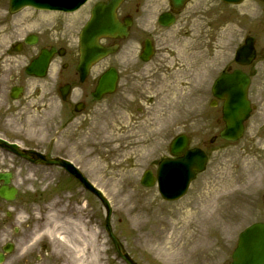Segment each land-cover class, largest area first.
I'll use <instances>...</instances> for the list:
<instances>
[{"label":"rangeland","instance_id":"374dc122","mask_svg":"<svg viewBox=\"0 0 264 264\" xmlns=\"http://www.w3.org/2000/svg\"><path fill=\"white\" fill-rule=\"evenodd\" d=\"M3 4L0 0V54L8 39L16 40L31 31L47 34L48 29L36 25L38 16L30 9L8 16ZM211 5V0L191 2L174 25L162 30L156 55L148 63L128 57L122 61L127 53L123 49L104 59L101 64L117 66L121 82L127 83L120 84L122 91L100 100L93 115L88 111L66 126L60 125L54 116L60 104L43 90L47 79L40 80L44 84H40L37 95L31 93L34 82L26 80L23 107L0 125L1 135L67 157L78 165L109 198L113 231L139 264H229L238 233L252 222L264 221V105L254 102L256 109L237 141L226 142L219 137L209 141L223 126L220 106L208 105L210 86L220 71L237 67L234 52L248 32L235 19L217 23L208 9H213ZM191 11L194 18L185 20ZM18 15L20 18H15ZM15 19L22 25L11 31L10 22ZM76 33L72 31L67 48L77 55ZM1 62L8 66V59ZM260 63L250 70L261 69ZM261 80L256 77L251 92L263 91ZM145 122L150 123L148 128H137ZM180 132L190 136L191 145L204 148L209 160L186 193L168 201L160 196L156 185H141L140 177L145 169L155 171L157 161L169 153L170 140ZM109 136L114 138L112 142H108ZM123 136L145 137L147 147L134 153L135 144L126 143ZM85 139L102 140L100 148L92 142L80 146L78 142ZM49 170L40 169L38 178L32 179L41 216L15 217L9 222L22 226L24 243L18 256L26 259L27 252H19L33 242L30 251L41 254L34 264H64L57 257L59 250L69 251L83 244L82 230L77 227L76 235L75 229L66 225V218H71L82 222L85 232H92L85 237L101 249L99 264H124L104 232L101 202L72 178L66 182L65 173L58 168ZM206 201L210 207L202 217H195L190 234L168 244L170 233L164 227L175 218H189L187 212L200 211ZM50 217L60 221L55 231H51ZM8 230V226L3 228L6 234ZM62 236L69 240L63 241ZM169 245H173L171 255L165 258L159 250Z\"/></svg>","mask_w":264,"mask_h":264},{"label":"flooded vegetation","instance_id":"af4514ba","mask_svg":"<svg viewBox=\"0 0 264 264\" xmlns=\"http://www.w3.org/2000/svg\"><path fill=\"white\" fill-rule=\"evenodd\" d=\"M107 1L87 0L75 11L33 10L32 13L39 16L37 23L48 29L47 34L42 32L41 34L33 33L37 35H35V39L33 37L26 38L31 34L29 33L16 40L8 39L4 43L0 54V125L4 119H10L13 113L18 112L23 107L26 101V80L34 82L31 93L32 95H37L40 90V84H44L40 80L47 79L48 85L43 86V88L48 98H56L60 104V109L54 114L60 125L66 126V124L84 112L89 114L88 111H91L89 115H93L96 112L99 99H95L92 92L100 74L113 65H108L104 68L103 64L97 62L90 67L87 75L81 80L77 71L78 55L71 53L67 45L72 38V31H77L75 40L77 41V35L89 21L94 7ZM192 1L188 0L182 8L174 10L169 0H123L115 10V17L120 24L127 25V36L105 38L101 40V43L104 45L116 44L117 51L123 49V51L127 52L124 54L122 61L128 57L129 59L136 58L139 62L145 42L148 41L151 47V58H153L157 52V40L162 37V30L166 28L165 25L160 23L159 14L168 12L176 20L182 17V12ZM211 2L213 6L218 8L217 19H224L225 21L232 18L238 19L242 27L248 31L244 38L249 35L253 36L256 57L252 63L243 65L242 70L251 78L248 95L253 109H256L254 102L264 105V0H242L237 4L225 3L221 0H211ZM4 4H7L6 0H4ZM155 9L157 10L155 11ZM192 12L191 15H185V20L194 18ZM7 15L10 16L12 14L8 13ZM14 23L15 25L11 27V31L12 29L17 31L18 28H21L22 21H15ZM11 25L12 22H10ZM7 29L8 27L5 28V30ZM25 38L28 41H34V43H27ZM51 48H54V51L45 76L37 77L26 74V65L42 49ZM3 59H8V66L3 67L1 62ZM258 62H261V69L250 70V67H254ZM52 64H54L53 67ZM5 69H9L10 72L7 74L4 71ZM117 72L118 83L115 92H120L122 91L119 87L120 84H126L127 81L123 80L121 82L123 79L121 71L117 69ZM256 77L262 79L263 90L257 94L256 92H251L252 86L256 83ZM253 94H256L257 97H253ZM0 137L10 140L6 135L0 134ZM27 147L39 150L38 147L33 145H28ZM43 153L49 156V154ZM43 167L53 168L57 166L35 164L11 151L0 148V173H8L10 175V183L6 186L16 190L13 200L0 198V251L4 252V248L11 250L4 253L2 264L24 263L25 258L18 257L17 252L21 248V244L24 243V238L21 234L22 227L9 225V222L15 217H40L39 200L29 190L34 186L32 179L38 177L39 170ZM1 185H3L2 182L0 183ZM6 226L9 227L7 234L3 231ZM25 239L28 240L29 238L26 237ZM22 252L20 251L19 255ZM26 256L25 264H34L41 258L39 254L31 252H27Z\"/></svg>","mask_w":264,"mask_h":264},{"label":"water","instance_id":"95a60500","mask_svg":"<svg viewBox=\"0 0 264 264\" xmlns=\"http://www.w3.org/2000/svg\"><path fill=\"white\" fill-rule=\"evenodd\" d=\"M85 0H10V11H15L22 6L32 5L35 7L51 8V9H75ZM174 6H179L183 0H171ZM237 2L239 0H226ZM121 2V0H110L109 3L101 5L93 13L91 22L81 31L79 37L80 52V71L81 77L85 75L88 66L106 56L115 50L114 46L103 47L98 43L101 36H112L126 34L125 27H121L115 22L113 10ZM51 55V51L43 50L42 53L27 67V72L42 75L44 73L47 61ZM254 55L252 40L248 39L247 44L236 52L235 60L239 63H249ZM147 59V57H143ZM116 81V73L113 69L107 70L101 75L96 87L95 95L97 97L106 92H112ZM249 85L248 76L235 69L232 72H224L213 83V94L223 99L222 116L225 121V127L220 131V136L225 139L234 140L239 138L243 132V121L248 117L250 112L249 101L247 100V87ZM1 144H7L0 141ZM11 147V146H10ZM17 150V148L11 147ZM25 153V152H23ZM170 153L177 156L176 158L162 159L158 163L156 178L151 171L144 172L141 183L150 186L155 179L159 186V191L166 199H175L181 196L189 181L194 177L195 171H201L205 167L206 155L199 148H188L187 136L177 135L170 143ZM25 155H28L25 153ZM40 159H43L40 156ZM47 162H57L62 164L66 170L77 177L85 186L93 192L103 203L106 208L105 229L112 238L113 243L127 264L135 263L113 236L109 225L111 214L109 201L107 198L95 188L83 174L75 168L70 162L63 159L46 160ZM3 175H0L2 177ZM0 196L5 198H13V195L6 196L5 190L0 189ZM2 256L0 254V262ZM231 264H264V223L257 222L246 227L238 238L237 245L232 253Z\"/></svg>","mask_w":264,"mask_h":264},{"label":"bare ground","instance_id":"6f19581e","mask_svg":"<svg viewBox=\"0 0 264 264\" xmlns=\"http://www.w3.org/2000/svg\"><path fill=\"white\" fill-rule=\"evenodd\" d=\"M150 126V123L145 122L144 124L138 126L137 128H148ZM125 140L126 143H134L135 145L132 146L134 153L141 152L146 145V138L145 137H135V138H127L126 136L121 137ZM114 138L112 136H109L108 142H112ZM92 142L93 144L97 145L98 148L101 146L102 140H92V139H85V141H80L78 144L80 146H85L86 143ZM210 207L209 201L204 202L203 207L201 210H194L191 212H187L186 217H189L185 220H181L180 218L174 219L169 227H164V231H168L170 233V236H168L167 243L168 244H176L184 234H190L191 227L194 223H196L197 217H202L201 213L206 211ZM196 217V218H195ZM50 220H52V228L51 231H55L57 226L59 225L58 219L56 217H50ZM181 221H186L184 224H181ZM66 225L72 226L75 230V234H79V231L77 230V227L82 230V233L80 234V239L82 238L83 244L75 245L74 248L66 250L65 248H62L59 250L57 257H60V259L63 261L64 264H99V256L101 254V249L96 247L95 242L93 239L87 240L85 236H92V232H85V226L82 222L76 220V219H69L66 218ZM160 228H156L158 231ZM62 240L67 242L69 240V237L62 236ZM173 245L160 247V253L163 257L168 258L171 255V248Z\"/></svg>","mask_w":264,"mask_h":264}]
</instances>
